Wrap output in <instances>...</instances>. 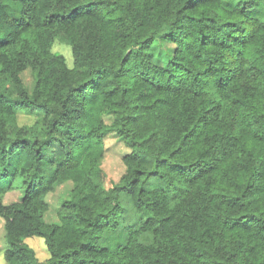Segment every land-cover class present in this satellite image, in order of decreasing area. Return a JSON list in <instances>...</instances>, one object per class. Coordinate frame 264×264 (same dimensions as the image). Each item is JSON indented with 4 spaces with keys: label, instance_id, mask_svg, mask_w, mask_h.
<instances>
[{
    "label": "trees",
    "instance_id": "obj_1",
    "mask_svg": "<svg viewBox=\"0 0 264 264\" xmlns=\"http://www.w3.org/2000/svg\"><path fill=\"white\" fill-rule=\"evenodd\" d=\"M259 5L0 0L6 264H264ZM55 41L70 46L72 66L52 51ZM164 43L172 47L159 52ZM20 109L37 117L19 124ZM109 132L128 148L117 180L102 167ZM52 142L61 154L44 171ZM67 181L57 220L48 221L46 195ZM121 195L138 217L111 247L102 238L117 229ZM32 236L44 240V261L26 241Z\"/></svg>",
    "mask_w": 264,
    "mask_h": 264
},
{
    "label": "rangeland",
    "instance_id": "obj_2",
    "mask_svg": "<svg viewBox=\"0 0 264 264\" xmlns=\"http://www.w3.org/2000/svg\"><path fill=\"white\" fill-rule=\"evenodd\" d=\"M255 13L264 18V6L259 5L256 8ZM172 47V44L164 43L157 47L158 51H163L164 49L167 50L168 48ZM52 51L56 53H61L65 57V61L68 66H72L73 64V57L71 54V48L68 44H65L61 41H55L52 46ZM160 52V51H159ZM165 52V51H164ZM23 80L26 84L32 85L34 80V74H32L29 70H26L22 74ZM37 117V113L35 111H30L26 109H20L17 112V119L19 124H30L32 123L35 118ZM107 122H109V118H105ZM104 158L102 160V167L105 173L113 180H117L119 176L124 171V164L122 162V155L128 151L127 146L125 143L118 138L115 133L109 132L104 139ZM61 154L60 149L57 143L52 142L48 147H46L44 152V163H43V170L48 171L51 169L52 162ZM145 163L150 165L148 159L144 158ZM160 182L155 180L152 182V186L158 185ZM71 188V182L67 181L61 185H59L54 191L47 193L46 200L49 204V211L46 214V219L48 221H56V211L61 199L68 196L69 190ZM20 193V189L14 192H9L5 200L12 201L18 198ZM123 194V193H122ZM121 204L124 208L123 212L119 216V223L117 229L115 231H110L109 233H105L104 237L102 238L103 244H108L111 247H114L122 240L125 236V227L134 222L135 219L138 217V214L134 211L132 203L128 195H121L120 198ZM147 234V233H146ZM143 237V241L148 240V234ZM123 236V237H122ZM27 243L33 248L35 254L39 261H44L48 257V251L44 240L40 236H32L26 238ZM111 244V245H110ZM6 247V241L4 237V227H3V220L0 218V264H6V262L2 259V252Z\"/></svg>",
    "mask_w": 264,
    "mask_h": 264
}]
</instances>
